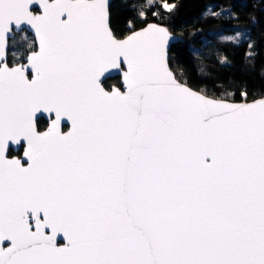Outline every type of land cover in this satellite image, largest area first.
I'll return each mask as SVG.
<instances>
[{
  "label": "snow or ice",
  "instance_id": "snow-or-ice-1",
  "mask_svg": "<svg viewBox=\"0 0 264 264\" xmlns=\"http://www.w3.org/2000/svg\"><path fill=\"white\" fill-rule=\"evenodd\" d=\"M128 26L109 0H0V61L34 36L0 63V264H264V98L194 91L168 28Z\"/></svg>",
  "mask_w": 264,
  "mask_h": 264
},
{
  "label": "trees",
  "instance_id": "trees-1",
  "mask_svg": "<svg viewBox=\"0 0 264 264\" xmlns=\"http://www.w3.org/2000/svg\"><path fill=\"white\" fill-rule=\"evenodd\" d=\"M132 3L135 9L128 0H112L110 26L118 38L130 33L129 20L134 21V30L150 22L162 24L184 40L169 50L170 68L181 82L206 96L231 102L264 97V0H159L150 7L145 0H132ZM163 3L174 6L172 11L165 10ZM208 5H214V12L225 13L206 15ZM139 11L146 12V22L140 19ZM153 12L159 15L153 16ZM233 26L248 29L249 40L235 44L212 38L200 55L192 54L188 48L189 44L202 46L201 38L213 29L229 30ZM249 42L253 44L251 50ZM250 51L254 53L251 57ZM224 58L228 62L221 64ZM20 59L15 62L9 55L8 63H18ZM111 83L119 85L118 78L107 80L105 86ZM245 91L246 97L241 95Z\"/></svg>",
  "mask_w": 264,
  "mask_h": 264
},
{
  "label": "rangeland",
  "instance_id": "rangeland-1",
  "mask_svg": "<svg viewBox=\"0 0 264 264\" xmlns=\"http://www.w3.org/2000/svg\"><path fill=\"white\" fill-rule=\"evenodd\" d=\"M158 1L159 0H153V3L149 4L148 0H145V4H146L147 7H150L151 5H154ZM164 4L165 3H163L162 5H164ZM162 7L164 8V6H162ZM209 9H211V11L213 13H219V15L222 14V13H225V11H223V10L215 11L214 12V5H208L205 14L208 12ZM213 16H216V15H213ZM237 32H240L241 33V37H240V42L239 43H242V42H245V41H248L249 40V31H248V29H246L244 27L233 26L229 30L221 29V28H216V29H213V30L209 31L205 35L207 37L206 40L203 39L205 36L203 38H201L202 46H194L193 44H189L188 45V48L190 49V51H191L192 54H194V55H200L203 52V46L208 45L211 42V39L212 38H215V39H218L220 41H223V40H221V37L222 36H235L237 34ZM23 37H27V40L22 39ZM31 40H32V37L30 35H28L27 33H20L19 36H17L16 39L13 40L9 44L8 57L10 55V57H13V61L16 62V59L20 57L19 56V53L22 52V48L25 45H28V43ZM239 43H235V44H239ZM21 59H22V57H21ZM12 65H15V63L14 64H9V66H12ZM116 84L117 83H111V84L108 85V87H110V86L117 87ZM242 102H245V101H242Z\"/></svg>",
  "mask_w": 264,
  "mask_h": 264
},
{
  "label": "water",
  "instance_id": "water-1",
  "mask_svg": "<svg viewBox=\"0 0 264 264\" xmlns=\"http://www.w3.org/2000/svg\"><path fill=\"white\" fill-rule=\"evenodd\" d=\"M109 2H110V5H111V3H112V0H109ZM151 23H156V24H158V25H161V26H163V27H166V26H164V25H162V24H159V23H157V22H150V23H147V24H151ZM146 24V25H147ZM146 25L144 26V27H146ZM167 28V27H166ZM137 30H139V29H137ZM29 33V32H28ZM19 34V33H18ZM31 36H32V38L34 39V36L31 34V33H29ZM130 34V33H129ZM16 35V34H15ZM170 35H171V39H170V41H169V46H168V58H169V50H170V48H171V46H173V45H175V44H177V43H180V42H183L184 40H183V38H181V37H179V36H177V35H174V34H172V33H170ZM11 40V39H10ZM10 40H9V42H10ZM24 61V60H23ZM7 63L8 64V51H7V53H6V56H5V58H4V60L3 61H0V63ZM25 62V61H24ZM18 64H20V63H18ZM18 64H15V65H18ZM9 65V64H8ZM13 66V65H12ZM120 79L119 80V84H120V87H115V86H110V87H106L105 86V83H104V86H105V88L107 89V90H111L112 88H120V89H123V83H122V74H120V73H117V72H115V71H113L112 73H111V75H110V77L108 78V79H106L105 80V82L107 81V80H109V79ZM194 90V89H193ZM194 91H196V90H194ZM197 92H199V91H197ZM209 97V96H208ZM209 98H212V97H209ZM264 98V97H263ZM213 99H215V98H213ZM260 99V98H259ZM225 101H227V100H225ZM254 101V100H253ZM253 101H245V102H247V103H251V102H253ZM227 102H230V103H245V102H231V101H227ZM67 130V129H66ZM18 151V149L16 148V146H13V152L16 154V152ZM58 240H62V238H60V237H58Z\"/></svg>",
  "mask_w": 264,
  "mask_h": 264
},
{
  "label": "flooded vegetation",
  "instance_id": "flooded-vegetation-1",
  "mask_svg": "<svg viewBox=\"0 0 264 264\" xmlns=\"http://www.w3.org/2000/svg\"><path fill=\"white\" fill-rule=\"evenodd\" d=\"M20 33H27L28 35H30L28 32H20ZM19 33V34H20ZM19 34H16L15 36H14V38L13 39H11L10 40V42H12L13 40H15L16 39V37L17 36H19ZM31 36V35H30ZM32 37V36H31ZM33 39V38H32ZM10 42H9V44H10ZM24 61H23V58L20 60V61H18V63H23ZM18 63H15V64H18ZM9 64V63H8ZM118 80H120V79H118ZM117 87H120V84L119 85H117ZM66 130V129H65ZM19 151V150H18ZM17 153V152H16ZM14 155H16L13 151L10 153V156H14Z\"/></svg>",
  "mask_w": 264,
  "mask_h": 264
}]
</instances>
